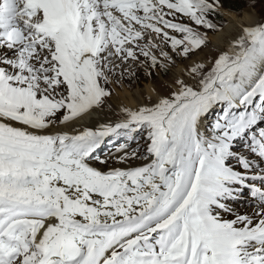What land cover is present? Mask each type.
I'll use <instances>...</instances> for the list:
<instances>
[{
  "label": "snow or ice",
  "instance_id": "6c2138e0",
  "mask_svg": "<svg viewBox=\"0 0 264 264\" xmlns=\"http://www.w3.org/2000/svg\"><path fill=\"white\" fill-rule=\"evenodd\" d=\"M223 9L0 0V264H264V8Z\"/></svg>",
  "mask_w": 264,
  "mask_h": 264
},
{
  "label": "rangeland",
  "instance_id": "374dc122",
  "mask_svg": "<svg viewBox=\"0 0 264 264\" xmlns=\"http://www.w3.org/2000/svg\"><path fill=\"white\" fill-rule=\"evenodd\" d=\"M247 2V0H243V2ZM241 4V3H240ZM239 4V5H240ZM262 8H264V4H258L257 5V7H256V9L255 10H253V9H251L249 6H248V3H247V6L240 12V13H237V12H234V11H231V10H229V9H227V8H225L224 7V9L222 10V11H225V12H231V13H234V14H236V15H242L244 12H246V11H248L249 13H253V11H255V12H260V10L262 9ZM224 22H225V24H227V19H226V16L224 17ZM211 35H213V33L212 32H209V37H210V40H211ZM212 41V40H211ZM216 51H217V49H216V45H214L213 44V42L212 43H210L209 44V46L207 47V48H204V49H202V50H200V51H198L195 55H193L192 57H191V59L190 60H178L177 61V63H176V65L175 66H173V68H172V70H171V73H170V75H176V76H179L180 75V73H182V72H180V71H178V70H184L185 68H186V66H188L189 64H191V62L193 61V60H204L205 58H207V59H212L214 56H215V54H216ZM184 66V67H183ZM142 79V81H138V82H136L134 85H132L131 87L129 86V81H127V80H125L124 82H123V86L121 87V86H119V85H113V90L115 91L116 89H122V88H124V87H126V88H130L131 90H133V89H136V88H139L140 90H141V92H143V94H144V98L146 99L147 98V91H146V86H147V84H152V85H154V86H156V88H160L161 87V85H162V83H164V81H167L168 79H169V77H164V79L163 80H160V79H146V78H141Z\"/></svg>",
  "mask_w": 264,
  "mask_h": 264
},
{
  "label": "bare ground",
  "instance_id": "6f19581e",
  "mask_svg": "<svg viewBox=\"0 0 264 264\" xmlns=\"http://www.w3.org/2000/svg\"><path fill=\"white\" fill-rule=\"evenodd\" d=\"M226 13H227L226 15L227 24H226L225 32L230 31L234 27V25L231 23L230 18L236 19V20H247L248 17L251 16L252 14V13H249L248 11L244 12L242 15H236L231 12H226ZM211 40L214 45L219 43L215 34L211 35ZM178 71L182 72L181 70H178ZM154 88H156V86L152 84H147L146 86L147 95H154V92H153ZM115 93H116V96L113 98V104H117L122 101L124 104L135 107L136 104L138 103L137 93L140 94L141 98H144V94L143 92H141L139 88L131 90L130 88L124 87L122 89H116Z\"/></svg>",
  "mask_w": 264,
  "mask_h": 264
},
{
  "label": "trees",
  "instance_id": "16d2710c",
  "mask_svg": "<svg viewBox=\"0 0 264 264\" xmlns=\"http://www.w3.org/2000/svg\"><path fill=\"white\" fill-rule=\"evenodd\" d=\"M223 2L225 8L237 13H240L247 6V2H243V0H223ZM140 81H142V79Z\"/></svg>",
  "mask_w": 264,
  "mask_h": 264
}]
</instances>
